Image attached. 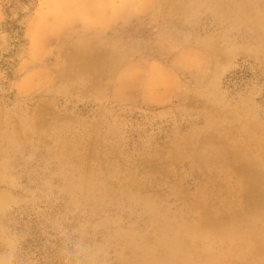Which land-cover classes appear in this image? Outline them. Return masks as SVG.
<instances>
[{"label":"rangeland","instance_id":"1","mask_svg":"<svg viewBox=\"0 0 264 264\" xmlns=\"http://www.w3.org/2000/svg\"><path fill=\"white\" fill-rule=\"evenodd\" d=\"M25 38L0 264H264V0H38Z\"/></svg>","mask_w":264,"mask_h":264},{"label":"trees","instance_id":"2","mask_svg":"<svg viewBox=\"0 0 264 264\" xmlns=\"http://www.w3.org/2000/svg\"><path fill=\"white\" fill-rule=\"evenodd\" d=\"M38 4V0H16L4 5V30L11 32L15 40L14 50L0 55V99L6 98L12 100L14 91L12 83L18 78L17 63L20 60L22 51L28 48V40L25 38L26 27L34 9ZM31 7L33 11L26 16L25 8ZM228 85L230 87L240 85V78L228 77ZM6 92V94H2ZM46 252H42L45 255ZM44 264V263H43Z\"/></svg>","mask_w":264,"mask_h":264}]
</instances>
